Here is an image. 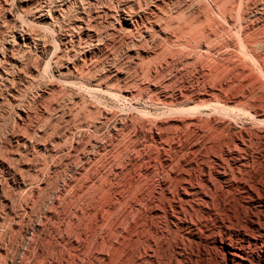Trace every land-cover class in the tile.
Listing matches in <instances>:
<instances>
[{
    "label": "rangeland",
    "instance_id": "rangeland-1",
    "mask_svg": "<svg viewBox=\"0 0 264 264\" xmlns=\"http://www.w3.org/2000/svg\"><path fill=\"white\" fill-rule=\"evenodd\" d=\"M42 1L51 13L41 21L35 2L7 0L9 13L0 12L1 50L14 30L23 28L30 38L25 46H12L16 62L0 67V157L9 167L0 166V264L70 260L75 241L89 240L94 233L104 238L105 248L109 240L118 242L116 248H108L112 264H224L219 238L242 245L253 255L249 256L252 264H264V236L250 227L254 220L264 228V0H168L157 19L168 37L151 30L148 38L116 27L111 15L118 0H93L89 5L84 0ZM79 4L91 7L92 17L94 10L103 7L113 11L91 24L102 45L91 54L90 63L78 64L69 72L64 62L78 57V43L87 48L95 44L82 35L77 38L78 33H74L72 48L63 43ZM222 6H226L224 11ZM114 70L120 72L118 82L98 87L97 77ZM18 133L28 141L25 147L9 142ZM242 138L249 145L242 155L248 154L251 170L240 176L231 166V173L233 179L251 186L252 196L240 184L226 190L216 183L204 187L211 197L208 206L184 207L185 213L175 209L172 200L180 185L181 158L191 157L184 148L196 141L210 161L211 155L225 156L229 141ZM162 154L171 156L170 167L163 163L160 167ZM12 172L23 177V185L13 182ZM163 180L168 191L160 190ZM252 197L257 202L251 203ZM181 220L191 225L181 226ZM119 227L126 231L120 234ZM236 228L257 242L240 239L233 233Z\"/></svg>",
    "mask_w": 264,
    "mask_h": 264
},
{
    "label": "bare ground",
    "instance_id": "bare-ground-1",
    "mask_svg": "<svg viewBox=\"0 0 264 264\" xmlns=\"http://www.w3.org/2000/svg\"><path fill=\"white\" fill-rule=\"evenodd\" d=\"M47 1V0H46ZM49 1V0H48ZM53 1V0H52ZM86 2V5H89L90 3L92 4L91 1L93 0H84ZM140 1H142L144 7L141 8V3ZM168 0H137V1H133V0H118L117 3H116V7H115V10H109V8H102V9H98V10H94L92 13H93V17L91 15V10L88 7L84 8L81 4H79L80 6L77 8L78 9V13L76 14V18L73 20V23L71 24L72 27L69 31V33L67 34H64L62 36V39H63V43L65 44H69L70 47L72 48L73 47V38H75V34L74 33H78V37L77 38H80L79 35H82L83 37L85 38H88L90 41H94L95 40V44L91 43L92 47L90 46L89 48H87L86 46L87 45H79V49H80V53L78 54V57L76 58L73 57L72 59H65V62H64V70L65 71H73L75 70V67L78 65V64H81L84 65V63H86L87 61H89L90 63V59H91V54H93L95 51L99 50L102 43L101 41L99 42L98 40L99 39H96L98 38L97 37V33L96 31H94V27L92 28V23H96L98 22L100 19H102V15L105 16V19L107 16H110L111 12L113 11L111 17L114 21V23L116 24V27L120 28V29H125L127 30L128 32L130 33H139V35L141 34V37L142 38H148L150 37V31L152 30H155L158 33H162L163 35H166L167 36V30L166 29H163L162 26L160 25V22L157 21V19L159 18L160 19V8L161 6ZM23 2H25L26 4L27 3H32V2H35L36 4H38V7H39V11H38V19L41 21V20H44L45 18L47 17H50L49 16V9H47L45 7V2H43L42 0H23ZM82 2V1H81ZM115 2V1H114ZM201 2V1H200ZM218 2V1H217ZM216 2V3H217ZM226 2V1H225ZM232 2V1H231ZM235 2V1H233ZM248 2V1H247ZM193 3V2H192ZM228 3V2H227ZM256 3V2H255ZM262 3V2H261ZM166 4V3H165ZM187 4V3H186ZM222 4V3H221ZM236 4V3H235ZM33 5V4H32ZM35 5V4H34ZM191 5V4H190ZM223 5V4H222ZM226 5V3L224 4ZM244 5V4H243ZM9 4L7 2V0H0V12L3 13V14H6V13H9V8H8ZM36 6V5H35ZM197 6V5H196ZM237 6V5H236ZM49 7V6H48ZM94 7V6H93ZM109 7V6H108ZM163 7V6H162ZM210 7V6H208ZM226 7V6H224ZM222 6V9L224 8ZM234 8V7H233ZM249 8V7H248ZM62 9V6L59 7V10ZM200 9V8H199ZM225 9V8H224ZM223 9V11H224ZM263 9V8H262ZM93 10V9H92ZM209 10H211L209 8ZM244 10V9H243ZM37 11V10H36ZM55 13L58 11L57 10H53ZM200 11V10H199ZM233 11V10H232ZM248 11V10H247ZM69 12V11H68ZM202 12V11H201ZM213 12V11H212ZM231 12V11H230ZM239 12V10H238ZM11 13V12H10ZM28 13V12H27ZM51 13V12H50ZM56 13V14H57ZM214 13V12H213ZM2 14V15H3ZM166 14V12H165ZM204 14V13H203ZM212 14V13H211ZM185 15V14H184ZM199 15V14H198ZM208 16V15H207ZM6 17V16H5ZM183 17V16H182ZM233 17V16H232ZM74 18V17H73ZM205 18V17H204ZM241 18V17H240ZM58 19V18H57ZM171 19V18H170ZM207 19V18H206ZM247 19V18H246ZM52 20V19H51ZM163 20V19H161ZM172 20V19H171ZM177 20V19H176ZM208 20V19H207ZM206 20V21H207ZM211 20V19H210ZM209 20V21H210ZM213 20V19H212ZM255 20V19H254ZM170 21V20H169ZM168 21V22H169ZM180 21V20H179ZM167 22V23H168ZM173 22V21H171ZM188 22V21H187ZM192 22V21H191ZM164 23V22H163ZM164 24V25H167ZM181 23V22H180ZM222 23V22H221ZM101 24V23H100ZM113 24V23H111ZM169 24V23H168ZM229 24V23H228ZM254 24V23H253ZM24 25V24H23ZM94 25V24H93ZM105 25V24H104ZM208 25V24H207ZM211 25V24H210ZM221 25V24H220ZM168 26V25H167ZM180 26V25H179ZM184 26V25H183ZM187 26H189L187 24ZM196 26V25H195ZM199 26V25H197ZM205 26V25H204ZM238 26V25H237ZM113 27V25H112ZM208 27V26H207ZM96 28V27H95ZM115 27H113L114 29ZM166 28V27H165ZM181 27H179L178 29H180ZM199 28V27H198ZM205 28V27H204ZM210 28V27H209ZM245 28V27H244ZM19 29V28H17ZM23 29V28H22ZM14 30V32L12 33V37L10 39V41L8 40L6 42V44L4 45V49L1 50L0 49V67H2L3 64H6V63H14V57L12 56L11 54V48L13 45H27L29 43L28 40H30L28 34L25 30ZM68 29V28H67ZM109 29V28H107ZM112 29V28H111ZM171 29V28H169ZM214 29V28H213ZM223 29V28H222ZM115 30V29H114ZM166 30V31H165ZM172 30V29H171ZM181 30V29H180ZM179 30V31H180ZM204 30V29H203ZM220 30V29H219ZM244 30V29H243ZM257 30V29H256ZM28 31V30H27ZM126 31V32H127ZM178 31V32H179ZM196 31V30H195ZM239 31V30H238ZM237 31V32H238ZM30 32V31H29ZM103 32V31H102ZM117 32V30H116ZM155 32V33H156ZM176 32V31H175ZM194 32V31H193ZM203 32V31H202ZM226 32V31H225ZM231 32V31H229ZM241 32V31H240ZM258 32V31H257ZM128 33V34H130ZM181 33V32H180ZM223 33V31H222ZM260 33V32H259ZM225 34V33H223ZM232 34V33H231ZM238 34V33H237ZM236 34V35H237ZM189 35V34H188ZM217 35V34H216ZM10 36V35H9ZM101 36V35H100ZM115 36V35H114ZM112 36V37H114ZM165 36V38H166ZM180 36V35H179ZM201 36V34H200ZM219 36V35H218ZM222 36V34H221ZM231 36V35H230ZM111 37V38H112ZM168 37V36H167ZM171 37V36H170ZM193 37V36H192ZM197 37V36H196ZM195 37V39H196ZM203 37V36H202ZM208 37V36H207ZM232 37V36H231ZM245 37V36H244ZM259 37V36H258ZM186 38V37H184ZM229 38V37H228ZM227 38V39H228ZM251 38V37H250ZM135 39V38H134ZM151 39V38H150ZM168 39V38H167ZM180 39V38H179ZM182 39V38H181ZM223 39V38H222ZM242 38L239 39V41L241 40ZM38 40V39H37ZM79 40V39H78ZM102 40V39H101ZM205 40V39H204ZM225 40V38H224ZM230 40V39H229ZM165 41V40H164ZM167 41V40H166ZM177 41V40H176ZM81 42V41H80ZM155 42V41H154ZM160 42V41H159ZM182 42V41H181ZM196 42H199V41H196ZM227 42V41H226ZM231 42V41H230ZM242 42V40L240 41ZM27 43V44H26ZM202 43V42H201ZM210 43V42H209ZM220 43V42H219ZM64 44V45H65ZM86 44V43H85ZM171 44V43H170ZM182 44V43H181ZM196 44V43H195ZM199 44V43H198ZM241 44V43H240ZM200 45V44H199ZM210 45V44H209ZM221 45V44H220ZM242 45V44H241ZM29 46V45H28ZM161 46V45H160ZM168 46V45H167ZM67 47V46H66ZM76 47V46H74ZM146 47V46H145ZM144 47V48H145ZM154 47V46H153ZM207 47V46H206ZM21 48V47H20ZM60 48V47H59ZM69 48V47H68ZM69 48V50L71 49ZM118 48V47H117ZM147 48V47H146ZM167 48V47H166ZM169 48V47H168ZM179 48V47H178ZM181 48V47H180ZM190 48V47H189ZM58 49V48H57ZM129 49V48H128ZM215 49V48H214ZM68 50V49H67ZM66 50V51H67ZM165 50V49H164ZM249 50V49H248ZM13 51V50H12ZM101 51V50H100ZM167 51V50H166ZM165 51V52H166ZM185 51V50H184ZM206 51V50H205ZM220 51V50H219ZM228 51V50H227ZM250 51V50H249ZM27 52V51H26ZM60 52V51H59ZM71 52V50H70ZM171 52V51H170ZM246 52V51H245ZM96 53V52H95ZM94 53V54H95ZM155 53V52H154ZM191 53V52H190ZM207 53V52H205ZM137 54V53H136ZM163 54V53H162ZM240 54V53H239ZM249 54V53H248ZM139 55V54H138ZM199 55V54H198ZM201 55V54H200ZM212 56V55H211ZM227 56V55H226ZM247 56V55H246ZM22 57V55H21ZM38 57V56H37ZM168 57V56H167ZM187 57V56H186ZM204 57V56H203ZM215 57V56H214ZM52 58V57H51ZM178 58V57H177ZM144 59V58H143ZM236 59V58H235ZM203 60V59H202ZM226 60V59H225ZM108 61V60H107ZM133 61V60H132ZM145 61V60H144ZM164 61V60H163ZM198 61V60H197ZM214 61V60H213ZM16 62V61H15ZM56 62V61H55ZM146 62V61H145ZM260 62V61H259ZM24 63V62H23ZM87 63V64H89ZM151 63V62H150ZM174 63V62H173ZM219 63V62H218ZM257 63V61H256ZM93 64V63H92ZM130 64V63H129ZM15 65V64H14ZM22 65V64H21ZM24 65V64H23ZM28 65V64H27ZM31 65V64H30ZM86 65V64H85ZM147 65V64H146ZM29 66V65H28ZM27 66V67H28ZM49 66V64H48ZM89 66V65H88ZM129 66V65H128ZM197 66V65H196ZM228 66V65H227ZM18 67V66H17ZM80 67V66H79ZM87 67V65H86ZM78 68V67H77ZM85 68V67H83ZM116 68V67H115ZM143 68V67H142ZM234 69V68H233ZM246 69V68H245ZM0 70L2 71V69L0 68ZM82 70V68H81ZM229 70V69H228ZM237 70V69H236ZM249 70V69H248ZM16 71V70H15ZM22 71V70H21ZM84 71V70H83ZM149 71V70H148ZM20 72V70H19ZM30 72V71H29ZM77 72V70H76ZM100 72V71H99ZM145 72V71H144ZM147 72V71H146ZM154 72V71H153ZM159 72V71H158ZM223 72V71H222ZM231 72V71H230ZM17 73V72H16ZM82 73V72H81ZM88 73V72H86ZM102 73V72H101ZM228 73V72H227ZM71 74V73H70ZM107 74V73H106ZM229 74V73H228ZM253 74V73H252ZM96 75V74H95ZM231 75V74H230ZM13 76V75H12ZM19 76V75H18ZM100 76V75H98ZM120 72L117 71V70H114L112 71V73H109V75L105 76V77H97V86L98 87H108L109 85V82L111 83L110 86L112 84H114V82H116L118 80V78L120 77ZM137 76V75H136ZM139 76V75H138ZM207 76V75H205ZM227 76V75H226ZM33 77V76H32ZM82 77V76H81ZM89 77V76H88ZM92 77V76H91ZM129 77V76H128ZM83 78V77H82ZM90 78V77H89ZM132 78V77H131ZM92 79V78H91ZM218 79V78H217ZM222 79V78H221ZM240 79V78H239ZM5 80V79H4ZM7 80V79H6ZM151 80V79H150ZM245 80V79H244ZM9 81V79H8ZM158 81V80H157ZM211 81V80H210ZM4 82V81H2ZM1 82V83H2ZM7 82V81H6ZM12 82V81H11ZM14 82V81H13ZM28 82V81H27ZM108 84H107V83ZM118 82V81H117ZM121 82V81H120ZM143 82V81H142ZM126 83V82H125ZM158 83V82H157ZM260 83V82H259ZM118 84V83H117ZM116 84V85H117ZM134 84V83H133ZM150 84V82H149ZM255 84V83H254ZM3 85V84H2ZM115 85V86H116ZM119 85V84H118ZM117 85V86H118ZM237 85V84H236ZM115 86L113 85L111 88H115ZM135 87V86H134ZM193 87V86H192ZM235 87V86H234ZM117 88V87H116ZM127 88V87H126ZM217 88V87H216ZM8 89V88H6ZM89 89V88H88ZM87 89V90H88ZM133 89V88H132ZM175 89V88H174ZM189 89V88H188ZM90 90V89H89ZM98 90V89H97ZM96 90V91H97ZM100 90V89H99ZM122 90V89H121ZM144 90V89H143ZM167 90V89H166ZM219 90V89H218ZM221 90V89H220ZM233 91V90H232ZM107 92V91H106ZM147 92V91H145ZM156 92V91H155ZM126 93L130 94L129 91H126ZM49 94V93H48ZM111 94V93H110ZM181 94V93H180ZM199 94V93H197ZM206 94V92H205ZM208 94V93H207ZM206 94V95H207ZM11 95V94H10ZM52 95V94H51ZM115 95V94H113ZM131 95L133 94H130V97ZM152 95V94H151ZM150 95V96H151ZM154 95V94H153ZM145 96V95H144ZM182 96V95H181ZM185 96V95H184ZM191 96V95H190ZM7 97V96H6ZM197 97V96H196ZM213 97V96H212ZM215 97V96H214ZM12 98V97H11ZM17 98V97H16ZM134 98V97H133ZM193 98V97H192ZM210 98V97H209ZM217 98V97H216ZM132 99V98H130ZM149 99V98H148ZM152 99V98H151ZM157 99V98H156ZM172 99V98H171ZM188 99V98H187ZM215 99V98H214ZM249 99V98H248ZM256 99V98H255ZM137 100V99H136ZM199 100V99H198ZM202 100V99H201ZM220 100V99H219ZM226 100V99H225ZM250 100V99H249ZM257 100V99H256ZM159 101V100H158ZM203 101V100H202ZM205 101V100H204ZM184 102V100H183ZM210 102V101H209ZM72 103V102H71ZM8 104V103H7ZM131 104V103H130ZM3 105V104H2ZM244 105V104H243ZM237 107V106H236ZM202 108V107H201ZM229 110V109H228ZM195 111V109H194ZM264 111V110H263ZM192 112V111H191ZM247 115V114H246ZM67 116V114H66ZM70 116V115H69ZM256 118V117H255ZM28 119V118H27ZM189 119V118H188ZM253 119V118H252ZM132 120V119H131ZM107 121V120H106ZM23 122V121H22ZM61 122V121H60ZM102 123V122H101ZM123 123V122H122ZM115 124V123H114ZM132 124V122H131ZM183 124V122H182ZM207 125V124H206ZM200 126V125H199ZM208 126V125H207ZM64 127V126H63ZM90 127V126H89ZM213 127V126H212ZM18 128V127H17ZM122 128V127H120ZM202 128V127H201ZM156 129V128H155ZM163 130V129H162ZM189 130V129H188ZM66 131V130H65ZM174 131V130H173ZM177 131V130H176ZM175 131V132H176ZM180 131V130H179ZM198 131V130H197ZM258 131V130H257ZM87 132V131H86ZM163 132V131H162ZM169 132V131H168ZM23 133V132H22ZM89 133V132H88ZM172 133V132H171ZM240 133V132H239ZM26 134V133H25ZM248 134V133H247ZM255 134V133H254ZM28 135V134H27ZM189 135V134H188ZM196 135V134H195ZM200 135V134H199ZM204 135V134H203ZM225 135V134H224ZM242 135V134H241ZM82 136V135H81ZM181 136V135H180ZM184 136V134H183ZM182 136V137H183ZM205 136V135H204ZM222 136V135H221ZM27 137V136H26ZM33 138V137H32ZM81 138V137H80ZM157 138V137H156ZM161 138V137H160ZM159 138V139H160ZM193 138V137H192ZM261 138V137H260ZM90 139V138H89ZM262 139V138H261ZM31 140V139H30ZM82 140V139H80ZM99 140V139H98ZM174 140V139H173ZM185 140V139H183ZM42 141V140H41ZM40 141V142H41ZM50 141V139H49ZM158 141V140H157ZM171 141V140H170ZM176 141V140H175ZM10 143H15L16 144H19V146H23L25 147V145L27 144V140L25 137L23 136H20V134L18 133V135H13L11 136L10 140H9ZM38 142V141H37ZM36 142V143H37ZM68 142V140H67ZM89 142V141H88ZM99 142V141H98ZM149 142V141H148ZM155 142V140H154ZM165 142V141H164ZM171 143V142H170ZM173 143V142H172ZM178 143V142H177ZM180 143V142H179ZM186 143V142H185ZM184 143V144H185ZM230 145L231 146H227L226 145V148L223 150V152L225 153V156L223 155H211V159L210 161H206L205 160V157H206V154L203 153V150L201 151V146H199L196 141L192 142L191 144H188V146H186L185 144V150L186 152H188L191 157H187V158H181V166L178 168V181L180 180V185L178 186V189H177V195L173 198L172 200V206L185 213L184 212V207H190L192 208L191 206L195 204L196 205H201L203 207H206L208 206V201L211 200V197L206 193V190L204 189V187L207 189V188H210V187H215V184L217 183L219 186L218 187H224L226 190L229 189L233 184H240L242 186L243 189L245 190H248V191H251L250 192V195L252 196V190H251V186H247L246 184L243 183V180H235L232 178V167L234 168L235 172L237 174H239L241 176V174L244 173H249L250 170H251V167L250 165L248 164V159H247V156L246 154L242 155V153L245 151L247 152V150H249V145L248 143L245 142V140L242 138V139H233L231 141H229ZM228 143V145H229ZM44 144V143H43ZM165 144V143H164ZM221 144V143H220ZM83 145V144H82ZM158 145V143H157ZM178 145V144H177ZM176 145V146H177ZM18 146V145H16ZM47 146V145H46ZM54 146V145H53ZM57 146V145H56ZM62 146V145H61ZM93 146V145H92ZM174 146V145H173ZM181 146V145H180ZM205 146V145H204ZM221 146V145H220ZM55 147V146H54ZM95 147V146H94ZM150 147V146H149ZM162 147V146H161ZM160 147V148H161ZM189 147H191V149H189ZM105 148V147H104ZM183 148V146H182ZM12 149V148H11ZM61 149V148H60ZM104 150V149H103ZM154 150V149H153ZM177 150V149H176ZM164 151V150H163ZM178 151L179 148H178ZM82 152V151H81ZM90 152V151H89ZM96 152V151H95ZM159 152V151H157ZM165 152V151H164ZM163 152V153H164ZM251 153V151H248ZM68 153V152H67ZM162 153V152H161ZM176 153V151H175ZM221 153V152H220ZM16 154V153H15ZM90 154V153H89ZM118 154V153H117ZM140 154V153H139ZM146 154V153H145ZM174 154V153H173ZM181 154H185V153H180ZM44 155V154H43ZM84 155V154H83ZM88 155V154H87ZM141 155V154H140ZM163 155V154H162ZM178 155V154H177ZM179 155V157H181ZM188 155V154H187ZM248 155V154H247ZM250 155V154H249ZM20 156V155H19ZM174 156V155H173ZM22 157V156H21ZM26 157V156H25ZM33 157V156H32ZM65 157V156H64ZM86 157V156H85ZM139 157V156H138ZM144 157V156H143ZM175 157V156H174ZM43 158V157H41ZM73 158V156H72ZM115 158V157H114ZM134 158V157H133ZM20 159V158H19ZM24 159V158H22ZM129 159V158H128ZM174 159V158H173ZM177 159V158H175ZM179 159V158H178ZM8 160V159H7ZM27 160V159H26ZM35 160V159H34ZM39 160V159H38ZM91 160V159H90ZM161 163H160V167H163L162 163L167 165L168 167H170L173 163V160L171 158V156H168V155H163L161 157ZM159 160V161H160ZM10 161V160H9ZM8 161V162H9ZM74 161V160H73ZM88 161V160H87ZM178 161V160H177ZM176 161V162H177ZM12 162V161H11ZM30 162V161H28ZM32 162V161H31ZM30 162V163H31ZM54 162V161H53ZM97 162V161H96ZM103 162V161H102ZM175 163V162H174ZM38 164V163H37ZM58 164V163H57ZM99 164V163H98ZM103 164V163H102ZM232 164V165H231ZM18 165V164H17ZM35 165V164H34ZM100 165V164H99ZM121 165V164H120ZM124 165V164H123ZM164 165V166H165ZM0 166L1 168H8L9 167L7 166V164H5V162L3 161V159H1L0 157ZM61 166V165H60ZM102 166V165H101ZM232 166V167H231ZM12 167V166H11ZM123 167V166H122ZM167 167V168H168ZM118 168V167H117ZM149 168V167H148ZM158 168V167H157ZM7 169V170H8ZM16 169V168H15ZM67 169V168H66ZM108 169V168H107ZM141 169V168H140ZM170 169V168H168ZM172 169V167H171ZM50 170V169H49ZM98 170V168H97ZM152 170V169H151ZM18 171V170H17ZM132 171V170H131ZM148 171V170H147ZM172 172V170H170ZM38 172V171H37ZM150 172V171H149ZM264 172V171H263ZM94 173V172H93ZM126 173V172H125ZM148 173V172H146ZM163 173V172H162ZM161 173V174H162ZM167 173V172H166ZM13 174V172H12ZM20 174V172H19ZM82 174V173H81ZM89 174V172H88ZM104 174V173H103ZM114 174V173H113ZM118 174V173H117ZM168 174V173H167ZM14 175V178L15 179L13 182L16 183V185H23V177L21 178H17L16 177V172L13 174ZM109 175V173H108ZM158 175V174H157ZM247 175V174H246ZM20 176V175H19ZM26 176V175H25ZM71 176V175H70ZM83 176V175H82ZM128 176V174H127ZM170 176V175H169ZM33 177V176H32ZM63 177V176H62ZM86 177V176H85ZM114 177V176H113ZM117 177V176H116ZM152 177V176H151ZM167 177V175H166ZM25 179V178H24ZM28 179V178H27ZM52 179V178H51ZM69 179V178H68ZM89 179V178H88ZM164 179V178H163ZM6 180V179H5ZM12 180V179H11ZM10 180V181H11ZM82 180V179H81ZM106 180V179H105ZM37 181V180H36ZM73 181V180H72ZM79 181V180H78ZM104 181V180H103ZM151 181V180H150ZM42 182V181H41ZM102 182V181H101ZM111 182V181H110ZM248 182V181H247ZM104 183V182H103ZM147 183V182H146ZM167 181L163 180L162 181V187L160 188L161 191H164V190H167L168 191V186H166L167 184ZM260 183V182H259ZM30 184V183H28ZM47 184V183H46ZM86 184V183H85ZM144 184V183H143ZM148 184V183H147ZM146 184V185H147ZM4 185V184H3ZM106 185V184H105ZM111 185V184H110ZM129 185V183H128ZM12 186V185H11ZM15 186V185H14ZM48 186V185H46ZM118 186V185H117ZM130 186V185H129ZM138 186V185H137ZM10 187V186H9ZM19 187V186H18ZM80 187V185H79ZM148 187V186H147ZM32 188V186H31ZM73 188V187H72ZM2 189V188H1ZM18 189V188H17ZM20 189V188H19ZM25 189V188H24ZM55 189V188H54ZM82 189V188H81ZM105 189V188H104ZM109 189V188H108ZM3 190V189H2ZM10 190V189H9ZM53 190V189H52ZM67 190V189H66ZM93 190V189H92ZM138 190V189H137ZM135 190V191H137ZM205 190V191H204ZM14 191V190H13ZM87 191V190H86ZM101 191V189H100ZM128 191V190H127ZM156 190H154L155 192ZM173 191V190H172ZM10 192V191H9ZM40 192V191H39ZM49 192V191H48ZM93 192V191H92ZM106 192V191H105ZM131 192V191H130ZM143 192V191H142ZM160 192V191H159ZM210 192V190H209ZM4 193V192H3ZM11 193V192H10ZM31 193V192H30ZM76 193V192H75ZM86 193V192H85ZM84 193V195H85ZM155 193H158L157 191ZM165 193V192H164ZM230 193V192H229ZM22 194V193H21ZM28 194V193H27ZM40 194V193H39ZM91 194V193H90ZM148 194V193H147ZM146 194V195H147ZM160 194H162V192H160ZM166 194V193H165ZM9 195V194H8ZM41 195V194H40ZM43 195V194H42ZM55 195V194H54ZM154 195V194H153ZM216 195V194H215ZM161 196V195H159ZM234 196V195H233ZM53 197V196H52ZM78 197V196H77ZM104 197V196H102ZM109 197V196H108ZM226 197V196H225ZM19 198V197H18ZM26 198V197H25ZM30 198V196L28 197ZM59 198V197H58ZM81 198V197H80ZM161 198V197H160ZM5 199V198H4ZM9 199H11L9 197ZM97 199V198H96ZM119 198H117L118 200ZM125 199V198H124ZM137 199V198H136ZM164 199V198H163ZM257 199V198H255ZM27 200V198H26ZM53 200V199H52ZM85 200V199H84ZM146 200V199H145ZM149 200V199H148ZM162 200V199H161ZM11 201V200H10ZM13 201V200H12ZM54 201V200H53ZM52 201V202H53ZM74 201V200H73ZM94 201V200H93ZM102 201V200H101ZM108 201V200H107ZM137 201V200H136ZM37 202V201H36ZM119 201H117L118 203ZM143 202V201H142ZM164 202V201H163ZM251 203H254V202H257V201H254L253 197L252 199L250 200ZM13 203V202H12ZM28 203V202H27ZM34 203V201H33ZM84 203V202H83ZM120 203V202H119ZM128 203V202H127ZM6 204H7V201H6ZM5 204V205H6ZM20 204V203H19ZM69 204V203H68ZM126 204V203H125ZM142 204V203H141ZM171 204V203H170ZM169 204V205H170ZM23 205V204H22ZM72 205V203H71ZM89 205V204H88ZM113 205V203H112ZM134 205V203H133ZM156 205V204H155ZM216 205V204H215ZM111 206V205H110ZM108 206V207H110ZM170 205V208L172 207ZM22 207V206H21ZM116 207V204L115 206ZM121 207V206H120ZM123 207V206H122ZM138 207V206H137ZM200 207V206H199ZM216 207V206H215ZM83 208V207H82ZM87 208V207H86ZM102 208V207H101ZM113 208V207H112ZM184 208V209H183ZM236 208V207H235ZM13 209V208H12ZM38 209V208H37ZM49 209V208H48ZM116 209V208H115ZM114 209V212L117 210ZM122 209V208H121ZM135 209V208H134ZM137 209V208H136ZM153 209V208H151ZM187 209V208H186ZM11 210V208H10ZM47 210V209H46ZM52 210V209H51ZM100 210V209H99ZM104 210V209H103ZM110 210V209H109ZM163 210V209H162ZM173 210V209H172ZM183 210V211H182ZM237 210V209H236ZM36 211V210H35ZM55 211V210H54ZM71 211V210H70ZM105 211V210H104ZM112 211V210H110ZM109 211V212H110ZM149 211V210H148ZM147 211V212H148ZM196 211V210H195ZM231 211V210H230ZM84 212V211H83ZM178 212V211H177ZM187 212V211H186ZM238 212V211H237ZM58 213V211H57ZM103 213V212H102ZM112 213V212H111ZM117 213V212H116ZM135 213V212H134ZM59 214V213H58ZM70 214V212H69ZM128 214V213H127ZM138 214V213H137ZM22 215V214H21ZM94 215V214H93ZM110 215V214H109ZM108 215V216H109ZM119 215V214H118ZM166 215V214H165ZM233 215V214H232ZM253 215V214H252ZM85 216V215H83ZM88 216V215H87ZM116 216V215H115ZM162 216V215H161ZM234 216V215H233ZM42 217V216H41ZM190 217V216H189ZM229 217V216H228ZM235 217V216H234ZM77 218V217H76ZM88 218V217H87ZM156 218V217H155ZM177 218V217H176ZM230 218V217H229ZM42 219V218H41ZM67 219V218H66ZM224 219V218H223ZM102 220V219H101ZM187 220V219H186ZM229 220V219H228ZM251 220V219H250ZM65 221V220H64ZM188 221V220H187ZM185 220H181L180 221V224L181 226H188V225H191V223L187 222ZM194 221V220H193ZM254 221V220H253ZM253 221H250L251 223V228H253V230L255 231H258L260 233V235H263L264 236V228L260 227L258 224L255 225V223H253ZM49 222V221H48ZM123 222V221H122ZM142 222V221H141ZM96 223V222H95ZM127 223V222H126ZM249 223V224H250ZM48 224V223H47ZM242 224V223H241ZM58 225V224H57ZM62 225V224H61ZM86 225V224H85ZM89 225V224H88ZM101 225H103L101 223ZM116 225V224H115ZM120 225V224H119ZM128 225V223H127ZM136 225V224H135ZM161 226V225H160ZM67 227V226H66ZM83 227V226H82ZM88 227V226H87ZM100 231L102 230L103 231V227L100 226ZM106 227V226H105ZM108 228V227H107ZM126 228V227H125ZM168 228V227H167ZM70 229V228H69ZM71 229L72 226H71ZM115 229V228H114ZM169 229V228H168ZM65 230V229H64ZM90 230V229H89ZM105 230V229H104ZM112 230V229H111ZM129 230V229H127ZM139 230V229H138ZM149 230V229H148ZM36 231V230H35ZM69 231V230H67ZM115 231V230H114ZM120 234H122L121 232L123 231H126L124 230L122 227H119L118 230H117ZM202 231V230H201ZM235 233L240 239L242 240H253V241H256L257 242V238H253L252 236H250L249 234H247V232H245V230L243 229H240V228H236L233 230ZM113 232V231H112ZM143 232V231H142ZM46 233V232H45ZM59 233V232H58ZM72 233V232H71ZM70 233V234H71ZM100 233V232H98ZM104 233V231H103ZM101 232V234H103ZM114 233V232H113ZM117 233V232H116ZM117 233V237L118 234ZM148 233V232H147ZM43 234V233H42ZM63 234V233H62ZM67 234V233H66ZM77 234V232H76ZM91 234V233H90ZM105 234V233H104ZM103 234V235H104ZM119 234V235H120ZM126 234V233H124ZM163 234V233H162ZM181 234V233H180ZM257 234V233H256ZM68 235V234H67ZM66 235V236H67ZM86 235V234H85ZM112 235V233H111ZM115 235V233L113 234ZM139 235V233H138ZM155 235V234H153ZM166 235V234H165ZM186 235H189V236H192V237H195L197 236L196 234H192L190 231H186ZM53 236V235H52ZM88 236V235H87ZM121 236V235H120ZM125 236V235H124ZM254 236V235H253ZM80 237V236H79ZM108 237V236H107ZM111 237V236H110ZM126 237V236H125ZM150 237V236H148ZM157 237V236H156ZM159 237V236H158ZM198 237V236H197ZM213 237V236H212ZM255 237V236H254ZM44 238V237H43ZM81 238V237H80ZM183 238V237H182ZM88 239V238H87ZM86 238H82L81 240L80 239H77L75 242L76 244V251H75V255L73 256L72 259L68 260V259H64L62 260V262H59V263H56V264H112L113 262L111 261V258H110V255L108 252H110V250L108 249L109 247H114L116 248L119 244L118 242H116V240H109L108 242V246L105 248V241H104V238L101 237L100 235H98L97 233L90 237L89 240H87ZM107 238H105L106 240ZM110 239V238H108ZM127 239V238H126ZM139 239V238H138ZM157 239V238H156ZM161 239V238H160ZM125 240V239H124ZM72 241V240H71ZM107 241V240H106ZM155 241V240H154ZM167 241V240H166ZM214 241H217V239L214 238ZM160 242V241H159ZM159 242H156L157 244ZM192 242V241H191ZM245 242V241H243ZM122 243V241H121ZM134 243V242H133ZM146 243V242H145ZM130 244V243H129ZM156 244V245H157ZM185 244V243H184ZM2 245V244H1ZM0 245V246H1ZM64 245V244H63ZM133 245V244H132ZM152 245V244H151ZM73 247V246H72ZM131 247V246H130ZM218 249L221 251V257L223 258L224 260V264H252L249 260V256L252 258L253 255L249 254L248 251H246L242 245H234L230 242H227V241H223L221 240L220 238L218 239ZM110 248V249H111ZM136 248V247H135ZM157 248V247H156ZM170 248V247H169ZM138 249V248H137ZM115 250V249H114ZM122 250V249H121ZM154 251V250H153ZM156 251V250H155ZM47 252V251H46ZM45 252V253H46ZM49 252V251H48ZM127 252V251H126ZM171 252V251H170ZM114 253V252H113ZM14 254V253H13ZM54 254V253H53ZM138 254V253H137ZM147 254V253H146ZM157 254V253H156ZM170 254V253H169ZM47 255V253H46ZM45 255V256H46ZM116 255V254H115ZM141 255V254H140ZM155 255V254H154ZM44 256V255H43ZM49 256V255H48ZM47 256V257H48ZM136 256V255H135ZM148 256H151V255H148ZM163 256V254L161 255ZM260 257V256H259ZM161 258V257H160ZM256 258H257V255H256ZM44 259V258H43ZM46 259L48 258H45L44 261H46ZM74 259V260H73ZM12 260V259H11ZM259 260V259H258ZM129 261V260H128ZM158 261V260H157ZM6 262V261H5ZM135 262V261H134ZM154 262V261H153ZM47 264H49V261L48 262H45ZM117 263V262H116ZM51 264V263H50ZM131 264V263H130ZM134 264V263H133Z\"/></svg>",
    "mask_w": 264,
    "mask_h": 264
}]
</instances>
